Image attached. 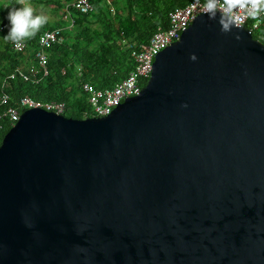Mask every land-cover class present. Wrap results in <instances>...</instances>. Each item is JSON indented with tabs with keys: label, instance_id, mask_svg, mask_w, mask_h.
<instances>
[{
	"label": "water",
	"instance_id": "95a60500",
	"mask_svg": "<svg viewBox=\"0 0 264 264\" xmlns=\"http://www.w3.org/2000/svg\"><path fill=\"white\" fill-rule=\"evenodd\" d=\"M0 264H264V45L201 13L110 114L24 110Z\"/></svg>",
	"mask_w": 264,
	"mask_h": 264
},
{
	"label": "trees",
	"instance_id": "16d2710c",
	"mask_svg": "<svg viewBox=\"0 0 264 264\" xmlns=\"http://www.w3.org/2000/svg\"><path fill=\"white\" fill-rule=\"evenodd\" d=\"M34 6H52L62 17L49 21L32 38L24 41V52L15 51L5 41L8 21L7 9L16 7L15 0L7 6L0 3V98L8 96L0 105V115L8 107H18L20 99L31 98L40 103L50 101L65 104L63 116L72 119L91 117L84 83L98 89H111L134 68L132 53L140 51L158 27L168 25V14L192 0H91L92 11L83 14L67 4L74 0H27ZM61 29L62 42L46 50L48 74L37 83L23 80L16 72L36 63L34 55L38 40L46 30ZM264 45V21L252 33ZM23 112L24 109H21ZM11 128L7 117L0 119V143Z\"/></svg>",
	"mask_w": 264,
	"mask_h": 264
},
{
	"label": "built area",
	"instance_id": "2783aa9c",
	"mask_svg": "<svg viewBox=\"0 0 264 264\" xmlns=\"http://www.w3.org/2000/svg\"><path fill=\"white\" fill-rule=\"evenodd\" d=\"M69 7L76 9L78 12L87 14L92 11L91 0H74L72 3L65 5L64 11ZM204 13L203 9L197 6V0H192L183 7L174 9L168 14V25L165 28L158 27L150 36L148 42L142 46L140 51L132 53L134 68L128 75L111 89H98L89 83L82 85L83 92L87 95L88 103L91 107V117H103L110 114L123 100L138 95L141 89L146 85L152 71V64L155 56L165 47L179 40L182 33L190 26L194 18ZM264 21V13L258 17H243L241 26L253 33L260 27ZM61 29L56 28L46 30L38 40L39 48L34 55L36 63L26 66L23 71L17 68L16 72L25 81L31 80L34 83L39 82L48 74L46 68V50L54 44L62 42ZM12 48L17 52H24L26 46L23 45L17 49L10 41ZM8 96L2 94L0 105L6 104ZM42 108L47 111L55 112L62 115L65 111V104L62 102L50 101L40 103L31 98L20 99L18 107H8L1 115L0 119L7 117L13 126L20 118L21 109Z\"/></svg>",
	"mask_w": 264,
	"mask_h": 264
},
{
	"label": "clouds",
	"instance_id": "9594fccd",
	"mask_svg": "<svg viewBox=\"0 0 264 264\" xmlns=\"http://www.w3.org/2000/svg\"><path fill=\"white\" fill-rule=\"evenodd\" d=\"M197 6L203 9L210 20L219 24L223 33H231L234 28L240 27L243 17L255 18L264 13V0H197ZM7 10L5 19L8 21V31L3 39L11 41L17 49L48 22V17L37 14L27 0H19V7H9ZM191 59L195 60V55Z\"/></svg>",
	"mask_w": 264,
	"mask_h": 264
},
{
	"label": "rangeland",
	"instance_id": "374dc122",
	"mask_svg": "<svg viewBox=\"0 0 264 264\" xmlns=\"http://www.w3.org/2000/svg\"><path fill=\"white\" fill-rule=\"evenodd\" d=\"M9 1L10 0H0V3L2 6L5 7L8 5ZM15 2L17 4V7H19V0H15ZM27 2H29V1H27ZM29 3H31V2H29ZM32 6L35 8L37 14L46 15L48 17L49 21H54V20H57V19L62 17L61 11L60 10L57 12L53 11L52 6H45L42 8L40 6H34L33 4H32Z\"/></svg>",
	"mask_w": 264,
	"mask_h": 264
}]
</instances>
